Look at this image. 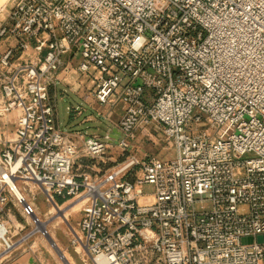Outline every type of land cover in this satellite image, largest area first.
<instances>
[{"label": "built area", "instance_id": "2783aa9c", "mask_svg": "<svg viewBox=\"0 0 264 264\" xmlns=\"http://www.w3.org/2000/svg\"><path fill=\"white\" fill-rule=\"evenodd\" d=\"M8 4L0 262L35 235L10 212L14 201L40 223L24 193L33 185L50 203L81 199L74 244L94 264H264V0ZM92 69L99 103L123 104L117 139L57 122L51 89ZM150 125L174 141V157L137 145Z\"/></svg>", "mask_w": 264, "mask_h": 264}, {"label": "rangeland", "instance_id": "374dc122", "mask_svg": "<svg viewBox=\"0 0 264 264\" xmlns=\"http://www.w3.org/2000/svg\"><path fill=\"white\" fill-rule=\"evenodd\" d=\"M75 75L79 79L91 78L97 79L98 73L92 69L88 73L77 72ZM72 105L70 100L59 102L60 119L63 121L67 114V106ZM64 126V124H63ZM136 142L147 154L156 155L162 160H169L176 154L174 141H166L162 128L156 125H150L142 129L137 135ZM110 156L114 160H121L118 153L112 151ZM32 189V190H31ZM35 187L27 186L24 191L26 198L30 202H34L36 206V216L40 219V223H36L34 217H22L20 212L15 209L16 219L26 226L24 232L34 231L35 235L31 238L38 240L39 246L43 251L49 264H94L88 252L74 244V231L78 230V223L81 217V199L70 200L65 203H50L46 200V195L41 190L37 191L34 197ZM79 204V205H78ZM17 208L21 205L17 204ZM44 224V228L41 225ZM45 230L47 233H45ZM56 243L59 251L65 258L59 254L57 247L53 246L50 238ZM67 260V262H66Z\"/></svg>", "mask_w": 264, "mask_h": 264}, {"label": "crops", "instance_id": "0c3cea01", "mask_svg": "<svg viewBox=\"0 0 264 264\" xmlns=\"http://www.w3.org/2000/svg\"><path fill=\"white\" fill-rule=\"evenodd\" d=\"M8 7V0H0V26L7 22ZM15 44L16 38H0V51L4 52L9 46ZM75 74L72 72L70 76H64L63 81L50 91L51 102L55 105L57 122L60 128L65 131L79 132L86 137L97 136L106 139L109 136L117 139L119 122L124 114L122 102L114 98L115 100L108 104H100L93 94L96 79H79ZM66 99L70 100L72 105L67 106L69 114L65 117L63 126L60 119L59 102ZM138 146L141 148L140 145ZM144 150L143 152L146 153ZM77 165L79 166V171L87 170V162L79 161ZM106 166L102 165L100 168L105 169ZM95 170H98V167H95ZM15 209L24 217L22 209L17 208V204L13 201L10 203L12 216H15ZM38 246L39 243L36 238L34 241L22 245L12 255V258L8 261L0 262V264H49L46 260L47 258H45L44 251Z\"/></svg>", "mask_w": 264, "mask_h": 264}, {"label": "water", "instance_id": "95a60500", "mask_svg": "<svg viewBox=\"0 0 264 264\" xmlns=\"http://www.w3.org/2000/svg\"><path fill=\"white\" fill-rule=\"evenodd\" d=\"M49 238H50L53 246L57 247L56 243L51 239V237H49ZM257 241L259 243H264V235H259L257 237ZM253 242H254V238L253 237H244L242 239V243L243 244H252ZM57 250H58L59 254L62 256V258H65L64 255L59 251L58 247H57ZM66 262H67V260H66Z\"/></svg>", "mask_w": 264, "mask_h": 264}, {"label": "trees", "instance_id": "16d2710c", "mask_svg": "<svg viewBox=\"0 0 264 264\" xmlns=\"http://www.w3.org/2000/svg\"><path fill=\"white\" fill-rule=\"evenodd\" d=\"M64 201H66V200H64V199H62V198L58 200V202L61 203V204H62Z\"/></svg>", "mask_w": 264, "mask_h": 264}, {"label": "bare ground", "instance_id": "6f19581e", "mask_svg": "<svg viewBox=\"0 0 264 264\" xmlns=\"http://www.w3.org/2000/svg\"><path fill=\"white\" fill-rule=\"evenodd\" d=\"M79 205V204H78ZM41 224V223H40ZM42 228H44V224L41 225ZM101 264H105L104 261L101 260Z\"/></svg>", "mask_w": 264, "mask_h": 264}]
</instances>
